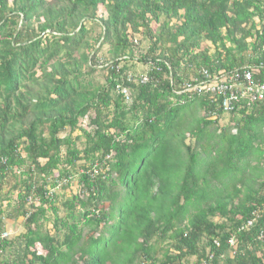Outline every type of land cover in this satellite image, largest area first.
<instances>
[{
	"label": "trees",
	"instance_id": "1",
	"mask_svg": "<svg viewBox=\"0 0 264 264\" xmlns=\"http://www.w3.org/2000/svg\"><path fill=\"white\" fill-rule=\"evenodd\" d=\"M243 69L264 0H0V264H264V101L183 92Z\"/></svg>",
	"mask_w": 264,
	"mask_h": 264
},
{
	"label": "built area",
	"instance_id": "2",
	"mask_svg": "<svg viewBox=\"0 0 264 264\" xmlns=\"http://www.w3.org/2000/svg\"><path fill=\"white\" fill-rule=\"evenodd\" d=\"M254 74L255 71L253 69L236 70L227 73L223 71L217 76H213L209 72L204 71L202 79L198 80V78H195L193 81L185 83L183 92L188 91L195 94L204 93L217 96L218 98L220 97L222 98L224 110L229 112L234 110L235 106L242 102L250 105L255 101H264V81L255 80ZM128 78L129 81L145 83L148 81L149 76L147 73H144L139 76V79L134 80L131 75ZM123 93L128 100L130 97L129 89L124 88ZM7 236L8 233L1 235L2 238Z\"/></svg>",
	"mask_w": 264,
	"mask_h": 264
},
{
	"label": "rangeland",
	"instance_id": "3",
	"mask_svg": "<svg viewBox=\"0 0 264 264\" xmlns=\"http://www.w3.org/2000/svg\"><path fill=\"white\" fill-rule=\"evenodd\" d=\"M88 27H91V25H88ZM106 50V48H104ZM104 50V51H105ZM149 69L148 65H144V64H137V68L136 70L137 71H142V72H146L147 70ZM224 120H222L223 122ZM81 127H83L84 129H87L88 131L91 130L90 126H89V120L86 118L84 120L81 121ZM66 134H68V132H65V133H62L61 136H65ZM77 135H81V131L78 130L76 131L74 134H73V137H76ZM82 140H84V138H82ZM81 163H79L80 165ZM14 183V179L11 178V180L9 181L8 185H6L3 189V192L4 193H7L9 191V188H10V185ZM76 190V185H73V188H72V191H75ZM13 196L14 195H11V199H13ZM8 200H4L1 204H0V207L2 206V209H4L6 207V204L8 203L7 202ZM11 203V202H10ZM13 204V203H11ZM21 220H18V221H15V222H12V221H8L7 222V229L9 231V235L10 236H16L18 234H20V232L23 231V226L20 224ZM51 225H49L50 227ZM195 261V258H191V264H193V262Z\"/></svg>",
	"mask_w": 264,
	"mask_h": 264
},
{
	"label": "clouds",
	"instance_id": "4",
	"mask_svg": "<svg viewBox=\"0 0 264 264\" xmlns=\"http://www.w3.org/2000/svg\"><path fill=\"white\" fill-rule=\"evenodd\" d=\"M10 233H9V231H8V235H9Z\"/></svg>",
	"mask_w": 264,
	"mask_h": 264
}]
</instances>
